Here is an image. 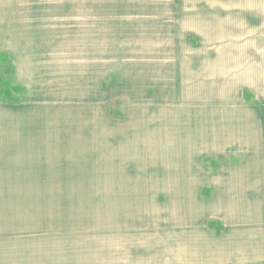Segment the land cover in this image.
<instances>
[{"label": "crops", "instance_id": "1", "mask_svg": "<svg viewBox=\"0 0 264 264\" xmlns=\"http://www.w3.org/2000/svg\"><path fill=\"white\" fill-rule=\"evenodd\" d=\"M252 1L196 0L111 31L100 15L0 13V93L19 89L0 97V162L19 188L5 192L162 186L143 192L171 195L178 264H264V0Z\"/></svg>", "mask_w": 264, "mask_h": 264}, {"label": "rangeland", "instance_id": "2", "mask_svg": "<svg viewBox=\"0 0 264 264\" xmlns=\"http://www.w3.org/2000/svg\"><path fill=\"white\" fill-rule=\"evenodd\" d=\"M195 1L182 6L178 0H0V13H74L75 26L87 15H100L111 31L114 21L195 13ZM247 4L256 6L252 0ZM8 76L9 70L0 69L1 78ZM1 85V98L17 100V87ZM9 173L0 162V264H178L173 244L179 215L171 195L143 192L162 186L125 184L119 189L131 192L119 193H13L5 192L19 190L7 187L15 183L5 177ZM79 186L72 189H83Z\"/></svg>", "mask_w": 264, "mask_h": 264}, {"label": "trees", "instance_id": "3", "mask_svg": "<svg viewBox=\"0 0 264 264\" xmlns=\"http://www.w3.org/2000/svg\"><path fill=\"white\" fill-rule=\"evenodd\" d=\"M6 91V90H5ZM263 114H264V109H263Z\"/></svg>", "mask_w": 264, "mask_h": 264}]
</instances>
